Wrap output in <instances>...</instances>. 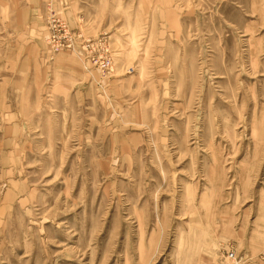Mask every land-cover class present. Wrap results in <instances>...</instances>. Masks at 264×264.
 <instances>
[{"label":"rangeland","instance_id":"1","mask_svg":"<svg viewBox=\"0 0 264 264\" xmlns=\"http://www.w3.org/2000/svg\"><path fill=\"white\" fill-rule=\"evenodd\" d=\"M42 3L0 9V264H264V0Z\"/></svg>","mask_w":264,"mask_h":264},{"label":"crops","instance_id":"2","mask_svg":"<svg viewBox=\"0 0 264 264\" xmlns=\"http://www.w3.org/2000/svg\"><path fill=\"white\" fill-rule=\"evenodd\" d=\"M43 5L42 0H0V9L7 8L11 14L15 12L18 13L19 11L25 12L27 21H29V25H27L28 28H34L35 25H37L38 28H41L40 26L42 23L36 19H38L37 12L43 11Z\"/></svg>","mask_w":264,"mask_h":264}]
</instances>
